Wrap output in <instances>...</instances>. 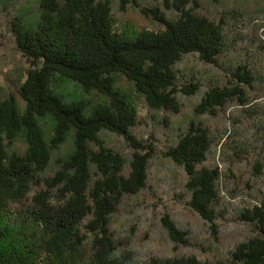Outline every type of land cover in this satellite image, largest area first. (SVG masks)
<instances>
[{
  "label": "trees",
  "instance_id": "obj_1",
  "mask_svg": "<svg viewBox=\"0 0 264 264\" xmlns=\"http://www.w3.org/2000/svg\"><path fill=\"white\" fill-rule=\"evenodd\" d=\"M263 20L264 0H0L25 64L0 88V264H264ZM220 145L256 153L245 194ZM159 155L191 220L138 245L114 226Z\"/></svg>",
  "mask_w": 264,
  "mask_h": 264
},
{
  "label": "rangeland",
  "instance_id": "obj_2",
  "mask_svg": "<svg viewBox=\"0 0 264 264\" xmlns=\"http://www.w3.org/2000/svg\"><path fill=\"white\" fill-rule=\"evenodd\" d=\"M146 1L152 2V0ZM257 22H254L257 27L260 24L263 25V29L261 28L259 30V36L263 38L264 45V20L259 21V23ZM142 24L147 25L148 23L142 22ZM3 28L2 25H0V88L7 91L10 88V83L6 81V77L15 73L23 72L22 70L25 68V64H23L24 61L21 59V55L15 51L10 43V37L4 33ZM186 105V112L184 114L187 115V119H190L191 111L189 110V106L191 105L187 103ZM137 108L139 111V117L145 119L148 115V110L142 103H139ZM177 123L179 124L176 118L174 119L173 125L175 124V127H177ZM159 132H161V130ZM163 135L164 140H162L161 143H158V145L164 144L169 140V132H163ZM109 143L122 151L126 148L123 140L114 136L109 138ZM222 145L218 146L215 150L213 159L214 163L218 165L222 171L227 173L229 179H235L237 190L245 194L248 191L247 183L251 177V168L256 159V153L251 152L249 155H244L238 158L232 156L230 147H226L223 150L225 154L222 157ZM160 148L162 149V147ZM183 186L182 172L171 165L168 160L163 159L159 155L156 159L154 158L150 164L148 188L140 197L133 201L134 204L128 207L125 212V214H130V219H132L133 222H128V220H126L127 216H124L123 219L119 220L121 221L122 226H119L117 221L114 227L119 231L124 229L131 234L135 233V235H138L136 240L138 245H141L145 240V236H150L151 233L162 238L157 226V220L160 216L170 213L182 220L190 219L185 206L186 197ZM223 196L231 202H240L242 199L241 197L232 199L227 193H223ZM244 199L248 200L249 198L244 195ZM141 217H143L144 220L140 222V227H138L137 222ZM192 223L197 228V232L200 230L201 238L203 237L202 233H205L207 236L206 229L202 228V226L197 223L196 219H193ZM236 229H239L240 231L249 228L242 223H233L231 229L225 232L226 236H235ZM197 239L199 242H203L198 235Z\"/></svg>",
  "mask_w": 264,
  "mask_h": 264
}]
</instances>
